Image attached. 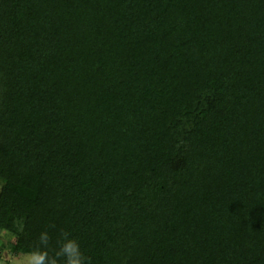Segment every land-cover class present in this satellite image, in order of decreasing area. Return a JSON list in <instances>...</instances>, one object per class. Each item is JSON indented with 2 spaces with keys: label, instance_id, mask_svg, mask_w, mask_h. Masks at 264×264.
Masks as SVG:
<instances>
[{
  "label": "trees",
  "instance_id": "trees-1",
  "mask_svg": "<svg viewBox=\"0 0 264 264\" xmlns=\"http://www.w3.org/2000/svg\"><path fill=\"white\" fill-rule=\"evenodd\" d=\"M93 264H264V0H0V233Z\"/></svg>",
  "mask_w": 264,
  "mask_h": 264
},
{
  "label": "clouds",
  "instance_id": "clouds-1",
  "mask_svg": "<svg viewBox=\"0 0 264 264\" xmlns=\"http://www.w3.org/2000/svg\"><path fill=\"white\" fill-rule=\"evenodd\" d=\"M49 231H41L38 242L14 264H93L91 257L85 255L79 241L68 231H63L51 246Z\"/></svg>",
  "mask_w": 264,
  "mask_h": 264
},
{
  "label": "rangeland",
  "instance_id": "rangeland-1",
  "mask_svg": "<svg viewBox=\"0 0 264 264\" xmlns=\"http://www.w3.org/2000/svg\"><path fill=\"white\" fill-rule=\"evenodd\" d=\"M14 238L15 237L13 236V234L7 231H3L2 233H0V247L5 245L7 246L10 243L9 241L13 240ZM23 255V253L19 255L11 254L8 247H6L3 250L2 255H0V264H14V260L22 258Z\"/></svg>",
  "mask_w": 264,
  "mask_h": 264
}]
</instances>
